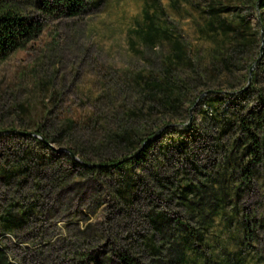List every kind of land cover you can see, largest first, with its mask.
Segmentation results:
<instances>
[{
    "label": "rangeland",
    "instance_id": "374dc122",
    "mask_svg": "<svg viewBox=\"0 0 264 264\" xmlns=\"http://www.w3.org/2000/svg\"><path fill=\"white\" fill-rule=\"evenodd\" d=\"M262 2L90 0L76 17L37 13L41 33L0 61V130L49 137L0 135L8 264H264L258 63L248 81L264 58ZM245 22L258 34L246 41ZM139 149L127 169L79 165Z\"/></svg>",
    "mask_w": 264,
    "mask_h": 264
},
{
    "label": "trees",
    "instance_id": "16d2710c",
    "mask_svg": "<svg viewBox=\"0 0 264 264\" xmlns=\"http://www.w3.org/2000/svg\"><path fill=\"white\" fill-rule=\"evenodd\" d=\"M90 0H0V61L6 60L15 50L24 47L27 43L37 38L43 29V24L40 21L39 15L37 13H42L46 16H68L76 17L84 14L87 10ZM261 7L264 6L263 2L260 4ZM243 29L241 30L242 39L244 41L250 40L251 36H257V33L250 32L251 27L248 26L247 22L242 23ZM263 36H264V27H263ZM254 39V38H252ZM264 40V39H263ZM244 46V44H242ZM177 57L179 54L177 52ZM256 59H253L248 64V70L255 62ZM259 70H264V58L258 62L256 67ZM255 68V69H256ZM253 70L252 79H256V73ZM247 90L242 93L229 92L228 96L232 98H240L247 94ZM259 103L261 107H264V95H258ZM262 109V108H261ZM256 125L258 127H264V113L261 111L256 113ZM197 126L195 125L193 129ZM240 127L243 131L249 132V139L256 142V145L259 143V140L255 138V134L251 132V122L247 118H240ZM14 130V129H10ZM5 131V129L0 130ZM28 132V131H27ZM36 136H21L25 138H30L36 141L39 145L49 147V145L44 141L46 139L49 141V137L43 133L40 126L37 129H34ZM65 130L62 129L60 132H57L53 137V141H59L64 138ZM171 134V132H168ZM3 135V134H0ZM12 135V134H8ZM15 135V134H13ZM155 133H152L151 136L143 138L142 143H144V150L147 147L152 146ZM184 141L181 142V145ZM141 152L140 149L136 153L126 155L122 160L118 158H110L107 160H102L99 167H93L92 163L81 162L79 165L86 170H94V168H125L138 158L137 153ZM69 155H72V152H68ZM255 160L256 158H252ZM104 161V162H103ZM106 161V162H105ZM108 162V163H107ZM91 164V165H90ZM33 215V214H32ZM6 226H10L7 221ZM165 222L163 216L162 218L156 219L154 221L156 226L161 225ZM15 226V225H14ZM18 226V225H17ZM0 264H8L4 259V254L0 250ZM119 264H139L136 258L131 256L122 255L120 256Z\"/></svg>",
    "mask_w": 264,
    "mask_h": 264
},
{
    "label": "water",
    "instance_id": "95a60500",
    "mask_svg": "<svg viewBox=\"0 0 264 264\" xmlns=\"http://www.w3.org/2000/svg\"><path fill=\"white\" fill-rule=\"evenodd\" d=\"M261 53H263V48L261 50ZM260 61V58H258L253 64L252 66L250 67L249 69V78H248V81L250 82L251 78H252V71L254 69V67L256 66V64ZM249 85V84H248ZM248 85L244 88V89H247ZM243 89V90H244ZM2 133H5V134H15V135H21V136H36L38 137V135L34 132H27V131H21V130H5V131H0V134ZM44 141L49 144V141H47L46 139H44ZM72 155H74L72 153ZM93 167H99L100 164H93L92 165Z\"/></svg>",
    "mask_w": 264,
    "mask_h": 264
}]
</instances>
